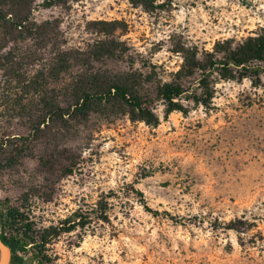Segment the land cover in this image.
<instances>
[{
	"label": "rangeland",
	"instance_id": "rangeland-1",
	"mask_svg": "<svg viewBox=\"0 0 264 264\" xmlns=\"http://www.w3.org/2000/svg\"><path fill=\"white\" fill-rule=\"evenodd\" d=\"M42 2L37 36L0 21V217L21 207L47 227L90 216L47 246L51 264H264V72L215 73L207 105L176 100L183 111L168 113L154 100V118L118 102L78 121L49 115L80 82L144 97L196 89L208 73L194 62L264 36V0ZM103 200L108 222L92 213Z\"/></svg>",
	"mask_w": 264,
	"mask_h": 264
},
{
	"label": "trees",
	"instance_id": "trees-1",
	"mask_svg": "<svg viewBox=\"0 0 264 264\" xmlns=\"http://www.w3.org/2000/svg\"><path fill=\"white\" fill-rule=\"evenodd\" d=\"M38 0H0V21L3 26L11 28L13 32L20 33L30 38L44 32V25L32 28V11ZM42 6L46 9L54 6L66 5L67 3L79 2L81 0H42ZM52 41V39H51ZM63 55L73 56L74 52H63ZM193 68L208 75L201 80L199 86L192 90L178 84H164L153 92L154 96L133 95L125 84L115 83L107 88L92 90L85 83H77L70 91L66 90L63 107L50 110L49 115L58 114L61 117H70L74 120L87 119L97 105H106L111 102L124 104L134 111H138L144 117H155L151 109L154 100L166 106V111H183V106L176 100H192L197 104L207 105L211 99L207 79L217 73L221 79L237 80L252 78L264 72V36H250L243 40L235 48H229L220 59L207 60L206 62H194ZM202 90V93L199 91ZM190 93V94H189ZM189 95V96H187ZM205 97V98H204ZM147 119V118H146ZM156 119V118H155ZM145 120V118H144ZM149 121V120H147ZM45 123V121H44ZM149 123V122H148ZM1 167V165H0ZM140 196L143 194L138 192ZM98 208L94 209L93 215L103 222L109 221V206L107 202L99 201ZM154 215L158 212L149 210ZM90 216L82 214L77 210L66 219L57 224L40 226L34 212L28 209L23 211L21 207H9L1 213L0 223L4 229H8L10 235L4 236L0 233L4 243L9 246L14 255L30 253L32 260L39 264H51L53 259L47 254V246L56 242L62 235L71 234L78 228H85L90 221ZM229 229H235V226ZM28 248V250H27ZM24 259V258H23ZM31 260V262H32ZM30 262V263H31Z\"/></svg>",
	"mask_w": 264,
	"mask_h": 264
},
{
	"label": "water",
	"instance_id": "water-1",
	"mask_svg": "<svg viewBox=\"0 0 264 264\" xmlns=\"http://www.w3.org/2000/svg\"><path fill=\"white\" fill-rule=\"evenodd\" d=\"M0 252H1L0 264H8L12 254L10 248L4 243L1 235H0Z\"/></svg>",
	"mask_w": 264,
	"mask_h": 264
},
{
	"label": "flooded vegetation",
	"instance_id": "flooded-vegetation-1",
	"mask_svg": "<svg viewBox=\"0 0 264 264\" xmlns=\"http://www.w3.org/2000/svg\"><path fill=\"white\" fill-rule=\"evenodd\" d=\"M10 250H11V248H10ZM11 254H12V256H11L8 264H29L28 261L26 259H23L19 254L14 255L12 250H11Z\"/></svg>",
	"mask_w": 264,
	"mask_h": 264
},
{
	"label": "bare ground",
	"instance_id": "bare-ground-1",
	"mask_svg": "<svg viewBox=\"0 0 264 264\" xmlns=\"http://www.w3.org/2000/svg\"><path fill=\"white\" fill-rule=\"evenodd\" d=\"M0 259H1V252H0Z\"/></svg>",
	"mask_w": 264,
	"mask_h": 264
}]
</instances>
